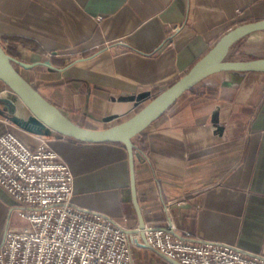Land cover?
<instances>
[{
	"label": "crops",
	"instance_id": "0c3cea01",
	"mask_svg": "<svg viewBox=\"0 0 264 264\" xmlns=\"http://www.w3.org/2000/svg\"><path fill=\"white\" fill-rule=\"evenodd\" d=\"M261 20L264 0H0V43L22 63L16 65L21 75L70 121L104 131L149 102L124 101L123 93L155 98L231 30ZM245 40H264V31L235 43L228 58ZM30 118L0 82V137L11 132L32 148L47 138L75 177L73 203L137 230L126 147L27 130ZM134 144L136 193L147 225L172 219L179 236L264 256V73L204 78ZM13 202L0 186V243ZM135 258L136 264H177L151 248L136 249Z\"/></svg>",
	"mask_w": 264,
	"mask_h": 264
},
{
	"label": "built area",
	"instance_id": "2783aa9c",
	"mask_svg": "<svg viewBox=\"0 0 264 264\" xmlns=\"http://www.w3.org/2000/svg\"><path fill=\"white\" fill-rule=\"evenodd\" d=\"M74 182L47 138L32 148L11 132L0 137V186L14 201L0 264H136L135 250L148 246L180 264H264V256L235 245L179 236L172 219L147 225L144 242L110 217L75 205ZM17 217L23 226L15 225Z\"/></svg>",
	"mask_w": 264,
	"mask_h": 264
},
{
	"label": "water",
	"instance_id": "95a60500",
	"mask_svg": "<svg viewBox=\"0 0 264 264\" xmlns=\"http://www.w3.org/2000/svg\"><path fill=\"white\" fill-rule=\"evenodd\" d=\"M264 31V20L241 25L227 33L216 46L180 80L166 89L160 95L152 98L151 92H144L138 95L123 93L122 99L129 102L144 103L149 101L143 110L125 124L116 128L104 131H94L82 128L70 121L57 107L46 100L33 85H31L17 70L16 65L20 61L9 55L0 43V82L20 99L30 111V126L51 130L63 137L70 138L83 143L106 144L121 143L129 154L131 168V188L135 208L137 210L140 226L131 233H139L146 242L144 220L141 207L138 201L136 188V155L134 140L145 132L152 124L163 117L166 112L192 87L206 77L218 73H264V58H257L249 61L227 60L231 47L243 38ZM151 248V247H147ZM152 249V248H151ZM165 257V256H164ZM166 259L170 260L168 257ZM179 264L177 261L170 260Z\"/></svg>",
	"mask_w": 264,
	"mask_h": 264
},
{
	"label": "rangeland",
	"instance_id": "374dc122",
	"mask_svg": "<svg viewBox=\"0 0 264 264\" xmlns=\"http://www.w3.org/2000/svg\"><path fill=\"white\" fill-rule=\"evenodd\" d=\"M246 49L248 51L246 52ZM236 53L231 55L227 60L230 61H249L254 58L262 57L264 58V40H260L257 42H250L249 40H245L242 43H239L235 47ZM5 97V94H2ZM15 225L23 226L24 222L17 218L14 219Z\"/></svg>",
	"mask_w": 264,
	"mask_h": 264
},
{
	"label": "trees",
	"instance_id": "16d2710c",
	"mask_svg": "<svg viewBox=\"0 0 264 264\" xmlns=\"http://www.w3.org/2000/svg\"><path fill=\"white\" fill-rule=\"evenodd\" d=\"M116 144L123 145V144H121V143H116ZM135 148H136V149H135V154H136V155H138V153H139V150H138V148H137L136 146H135Z\"/></svg>",
	"mask_w": 264,
	"mask_h": 264
}]
</instances>
